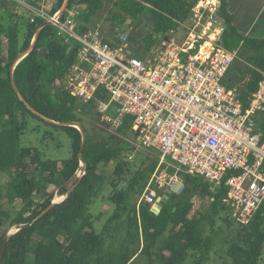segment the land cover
Returning a JSON list of instances; mask_svg holds the SVG:
<instances>
[{"label":"trees","instance_id":"obj_1","mask_svg":"<svg viewBox=\"0 0 264 264\" xmlns=\"http://www.w3.org/2000/svg\"><path fill=\"white\" fill-rule=\"evenodd\" d=\"M5 1L0 0V172L11 177L7 185L9 200L18 202L21 208L0 234L1 248L8 230L12 227L18 230L8 238L0 264H134L139 258L146 264H185L189 253L192 264H206L213 248L209 235L214 233L216 222L220 220L226 226L232 225V213L223 202L227 194L226 179L214 187L199 176L178 172L182 192L171 193L160 214H152L149 205L143 201L139 203V199L159 156L153 161L146 157L139 167L130 166L123 160L129 151L124 138L134 139L130 118H126L115 133L107 132L100 137L89 134L85 117L92 114L104 124L96 111L101 97L96 96L97 100L76 113L79 104L62 90L61 83L75 62L77 47L65 44L53 26L40 29L32 50L11 73L16 60L29 50L37 30L45 21L31 12L26 19L6 12ZM63 1L56 0L48 15L58 13ZM29 2L33 8H39L33 0ZM198 2L70 0L60 18L75 11L79 33L94 28L104 19L101 31L112 36L129 21L147 13L153 24L152 33L132 45L137 49L136 55L145 56L158 46L157 37H168L195 18L192 9ZM208 18L214 27L222 29L212 37V42L220 35L217 46L235 52L223 85L237 92L246 109L250 96L263 78L264 38L240 33L233 25L225 0H219L218 7ZM201 46L206 49L207 43ZM12 80L24 102L13 90ZM26 104L43 119L32 114ZM28 118L65 135L70 141L69 158L48 160L36 148H21L20 137L29 129ZM72 124L79 125L85 133L81 151L84 174L81 177L76 176V171L80 168L78 154L82 136L70 126ZM111 163L116 165L106 178L102 170ZM168 172L175 173L171 168ZM105 182L112 189L109 200L114 209L102 229L95 232L94 220L88 212ZM70 192L69 198L53 205L34 225L20 229L44 212L55 197L61 200ZM40 195L44 197L35 206L33 197ZM205 199L209 204L202 212L200 206ZM9 219L1 212L0 227ZM237 226L236 241L226 252L229 262L222 264H262L264 202L248 224L237 222ZM165 234L167 237L157 249V242Z\"/></svg>","mask_w":264,"mask_h":264},{"label":"built area","instance_id":"obj_2","mask_svg":"<svg viewBox=\"0 0 264 264\" xmlns=\"http://www.w3.org/2000/svg\"><path fill=\"white\" fill-rule=\"evenodd\" d=\"M200 3L192 9L198 23L200 11L211 17L216 10L211 2ZM33 14L50 22L65 44L77 47L61 83L78 102L76 113L100 96L96 111L111 133L130 118L136 145L159 154L139 203L152 212L167 191L180 194L178 172L214 187L226 179L224 204L239 223L250 222L264 202V74L244 109L237 92L223 85L235 52L217 46L220 35L208 48L201 46L208 41L203 35L208 20L202 32L193 26L182 44L160 37L158 46L140 56L123 29L106 36L100 22L79 33L73 10L64 19L58 13ZM83 174L80 164L76 176Z\"/></svg>","mask_w":264,"mask_h":264},{"label":"rangeland","instance_id":"obj_3","mask_svg":"<svg viewBox=\"0 0 264 264\" xmlns=\"http://www.w3.org/2000/svg\"><path fill=\"white\" fill-rule=\"evenodd\" d=\"M205 2L210 3L211 0H201L200 4ZM31 2L29 0H6L4 2V6L6 12H13L17 16L21 18H28L29 12L33 14L34 9L30 8ZM53 3L49 4L48 7L45 8V12L49 14L50 9L52 8ZM252 10H255V7H251ZM208 11H200L201 21L198 23L196 20H192L187 22L184 26H180V28L170 34L168 36V40H173L175 44L180 45L182 44L186 38L188 37V33L192 30V24L195 27L194 32L196 33L199 31L198 29L202 27L201 32L207 26L206 21L208 18ZM250 17V15H249ZM194 18V17H193ZM104 19H102V22ZM233 25L238 29L239 32H244V29L249 28L253 25H257L258 29L263 30L262 32L258 31L254 35L258 38L261 37L260 35L264 36V18H232ZM101 22V21H100ZM98 22V23H100ZM206 23V25H205ZM102 25V24H101ZM128 25L130 28L128 29V40L131 45L137 44L140 42L142 38L146 35L152 33L153 24L152 21L147 13L144 15L136 18L133 21H129ZM204 25V27H203ZM219 26V25H218ZM219 28H215L212 24L209 27V30L204 34H206V40L212 41V37L217 35L220 32ZM201 32L198 35L201 36ZM244 34V33H243ZM158 45L161 42L160 36L157 37ZM84 122L87 125L89 134L100 137L103 136L105 133L110 132L109 128L97 120L94 115H90L89 117L84 118ZM29 129L20 137L19 146L21 148H28L33 147L38 149L41 153L44 154L45 159L48 160H65L69 158L70 155V141L68 138L60 133L55 132L53 129L45 127L28 118ZM77 129V128H76ZM34 130V132L32 131ZM78 130V129H77ZM111 133V132H110ZM125 141L129 144V151L127 154V158L123 159L127 164L130 166L139 167L141 162L147 158L149 161L156 160L159 154L154 150H147L139 148L136 145L135 139L124 138ZM116 163H111L108 167L103 169V174L108 178L113 171ZM11 182V177L5 173L0 172V213L3 212L7 214L10 219L7 223H4L0 227V234L5 232L7 225L9 224L10 220H12L18 211L20 210L21 206L18 202L9 200L10 195L7 192V185ZM177 188L180 184L176 185ZM111 187L107 182L103 185L101 191L99 192L97 199L94 203L89 207V212H87L92 216L93 222V229L95 232H99L102 227L105 225L106 221L112 216L113 214V205L111 204L109 197L111 195ZM44 195L34 196L33 202L35 206H37L40 201L43 199ZM141 197V195H140ZM54 200V199H53ZM62 200V199H61ZM52 202L59 203L60 199H56ZM209 204V200L205 199L200 206V210L202 212L206 211ZM231 219V226H226L222 223V221L218 220L216 222V226L214 227V233L209 235V230L206 228L205 232L207 235L212 237L213 240V248L209 254L208 260L206 264H222L228 263L229 260L227 258L226 252L229 246L236 241V230L237 226V218L230 214ZM16 227H12L8 230L7 234H14L16 232ZM167 237L165 234L162 238L159 239L157 242V249L162 246L164 239ZM62 241V239H60ZM192 254L189 253L186 263L185 264H192ZM134 264H146L143 258H139L135 261ZM262 264H264V257L262 260Z\"/></svg>","mask_w":264,"mask_h":264},{"label":"water","instance_id":"obj_4","mask_svg":"<svg viewBox=\"0 0 264 264\" xmlns=\"http://www.w3.org/2000/svg\"><path fill=\"white\" fill-rule=\"evenodd\" d=\"M69 1H70V0H64V1H63V4H62L60 10L58 11V17H59V18H60V16L63 14V12L65 11V9H66V7H67ZM45 26H51V23H50V22H45V23H44V24H43V25L37 30L36 35H35V38H34L32 44H31V46L29 47V50H28L27 52L23 53L22 55H20V56L18 57V59L16 60L15 65H14V66L12 67V69H11V73H13V70H14L15 66H16V65H17V64H18V63H19L24 57H26V56L28 55V53L32 50V48H33V46H34V43H35V41H36V38H37V35H38L40 29L43 28V27H45ZM129 28H130V25H126V26H124L122 33H123V34H127ZM11 83H12L13 90L16 92L18 98H19L22 102H24L23 98L18 94V92H17V90H16V87H15V84H14L13 80L11 81ZM26 107L31 111L32 114L38 116L39 118H42V117H41V116H40V115H39L34 109H32V108H31L30 106H28L27 104H26ZM42 119H43V118H42ZM46 121H47L48 123H50V124H54V125H57V126H61V125H62V124L54 123V122L49 121V120H46ZM63 126H65V125L63 124ZM68 126H69V125H68ZM70 126H73V127L77 128L78 131L80 132L81 136H82V142H81L80 151H79L78 156H79V159H80V164H81V166L84 167V163H83L82 160H81V151H82V149H83V147H84V144H85V133H84V131L82 130V128H81L79 125L72 124V125H70ZM70 195H71V192H70L65 198L62 197V200H61L59 203H62L63 201H65L67 198L70 197ZM170 195H171V192H170V191H167V192L163 195V197L161 198V200L159 201V203H158V205H157V208H153L151 213L154 214V215H158V214H160V212L162 211L163 207L165 206V204H166V202H167V200H168V198H169ZM59 203L52 202V204H51V205H50V206H49L44 212H42V213H41V214H40V215H39L34 221H32L30 224H27V225H23V226H21L20 229L23 228V227H29V226H31V225H34L37 221H39L41 218H43L45 215H47V213L51 210V208L53 207V205H55V204H59ZM17 231H18V230H16V232H17ZM16 232H15V233H16ZM11 235H12V234H10V235L6 234V236L4 237V240H3V242H2V245H1V248H0V263H1V260H2V257H3V253H4V249H5V245H6V243H7L8 238H9Z\"/></svg>","mask_w":264,"mask_h":264},{"label":"crops","instance_id":"obj_5","mask_svg":"<svg viewBox=\"0 0 264 264\" xmlns=\"http://www.w3.org/2000/svg\"><path fill=\"white\" fill-rule=\"evenodd\" d=\"M37 5V8H33L30 6V8L36 10V11H43L45 12V8L49 6V4L54 5L56 0H33ZM227 4V10L229 14L232 16V18H264V0H225ZM211 4L214 8H217L219 5V0H211ZM255 7V10H252L251 7ZM250 15V17H249ZM258 26L253 25L249 28L244 29V36L252 37L256 39H263L264 36L260 35L261 37H257L254 35L258 31L262 32L263 30H260L257 28ZM222 30V29H221ZM238 30V29H237ZM57 198V197H55ZM54 198V200H55Z\"/></svg>","mask_w":264,"mask_h":264},{"label":"bare ground","instance_id":"obj_6","mask_svg":"<svg viewBox=\"0 0 264 264\" xmlns=\"http://www.w3.org/2000/svg\"><path fill=\"white\" fill-rule=\"evenodd\" d=\"M210 42H212V41H207V42H205V43H207V48L210 46ZM54 201V200H53ZM61 201V200H60Z\"/></svg>","mask_w":264,"mask_h":264}]
</instances>
